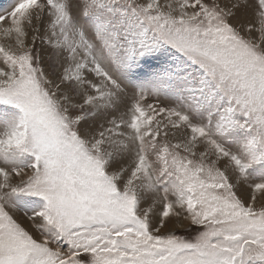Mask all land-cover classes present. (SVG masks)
I'll return each instance as SVG.
<instances>
[{"label":"snow or ice","instance_id":"1","mask_svg":"<svg viewBox=\"0 0 264 264\" xmlns=\"http://www.w3.org/2000/svg\"><path fill=\"white\" fill-rule=\"evenodd\" d=\"M0 264H264V0L0 8Z\"/></svg>","mask_w":264,"mask_h":264},{"label":"rangeland","instance_id":"2","mask_svg":"<svg viewBox=\"0 0 264 264\" xmlns=\"http://www.w3.org/2000/svg\"><path fill=\"white\" fill-rule=\"evenodd\" d=\"M11 0H0V8H6L10 5Z\"/></svg>","mask_w":264,"mask_h":264}]
</instances>
